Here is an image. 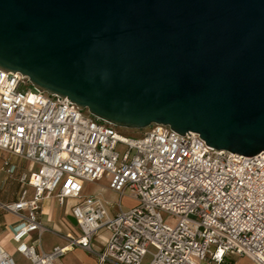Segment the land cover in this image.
I'll list each match as a JSON object with an SVG mask.
<instances>
[{
    "label": "built area",
    "instance_id": "obj_1",
    "mask_svg": "<svg viewBox=\"0 0 264 264\" xmlns=\"http://www.w3.org/2000/svg\"><path fill=\"white\" fill-rule=\"evenodd\" d=\"M0 150L28 162L17 177L16 199L0 200V210L17 220L10 240L26 264H62L58 259L74 247L95 256L97 264H232V256L264 264V152L216 149L197 132L183 135L160 123L125 137L67 97L2 68ZM3 169L12 177L17 168L7 158ZM103 177L116 202L82 193L85 182ZM124 196L134 201L129 208L122 206ZM46 199L60 206L71 201L78 234L43 223ZM101 229L108 237L96 250ZM32 232H38L37 241L29 240ZM43 232L65 244L39 249ZM0 264H16L1 244Z\"/></svg>",
    "mask_w": 264,
    "mask_h": 264
},
{
    "label": "water",
    "instance_id": "obj_2",
    "mask_svg": "<svg viewBox=\"0 0 264 264\" xmlns=\"http://www.w3.org/2000/svg\"><path fill=\"white\" fill-rule=\"evenodd\" d=\"M0 68L119 128L264 152V0H0Z\"/></svg>",
    "mask_w": 264,
    "mask_h": 264
},
{
    "label": "crops",
    "instance_id": "obj_3",
    "mask_svg": "<svg viewBox=\"0 0 264 264\" xmlns=\"http://www.w3.org/2000/svg\"><path fill=\"white\" fill-rule=\"evenodd\" d=\"M7 158H9L11 163L16 165V168H17L12 177H10L5 172V170L3 169V163H4L5 159H7ZM27 167H28L27 161L16 158V157H12L7 152L0 150V200H2V201H13L16 199L18 191H19V183L17 181L18 174L22 171H26ZM103 179H106L108 181L106 188L108 189V191H111L108 188V184H109L108 178L103 177L102 179H100L97 182H85L83 184L82 193L85 195L98 196L105 201H110L109 199L103 197V191H101V188H99L98 190H95V191H88L86 189V185H88L89 183L95 184L96 186L97 185L99 186ZM30 192H32V189H30ZM111 192H113V191H111ZM110 202H112V201H110ZM114 202H116V201H114ZM70 204H71V201L68 202L67 206H60L53 199L44 200L43 205H42L43 223L46 226H48L49 228H52L53 230H56L61 234H65V233H73L75 235L78 234L79 233L78 228L75 224V221H73L74 219L72 218V216L69 213ZM114 211H116V206H114L113 208L112 207L110 208V213H113ZM16 224H17V220L15 217H13L10 214H7V213L0 210V244L1 245L3 244L2 242H3L4 238L7 237L10 240L11 234L15 230ZM45 233H48V232H43L42 235L40 236L39 249L44 250V251H48L55 245L65 244V241L62 237H60L59 235L54 234L52 232H49V233H51L52 235H54L56 237L58 236L57 237L58 241H56V242L44 241L43 236L45 235ZM38 236H39L38 232H32L30 234L29 240L30 241H37ZM10 243L12 244L11 240H10ZM103 245H104V240L102 238V244L98 245V246L96 245L93 247L96 250H100L103 247ZM12 246H13V252L14 253L11 256L15 260L16 264H26L27 260L24 258V256H22L20 253H18L16 251L13 244H12ZM15 254H20L23 257V259L21 261H17L14 258ZM58 262H60L62 264H97V259L95 256L89 254L88 252L84 251L83 249H81L79 247H74L73 249L66 252V254L61 256L58 259Z\"/></svg>",
    "mask_w": 264,
    "mask_h": 264
},
{
    "label": "rangeland",
    "instance_id": "obj_4",
    "mask_svg": "<svg viewBox=\"0 0 264 264\" xmlns=\"http://www.w3.org/2000/svg\"><path fill=\"white\" fill-rule=\"evenodd\" d=\"M118 130H119V133L125 137H136V136H138V133L140 132L141 129H128V128H119L118 127ZM116 150L119 152H123L124 147L121 144H118ZM107 182L108 181L106 179H103L99 186L98 185L96 186L95 184L89 183L88 185H86V189L88 191H95V190H98L99 188H101V191H103V197L114 202L117 199V195L114 192L108 191V189L106 188ZM133 204H134V201L132 199H130L129 197L124 196L122 198V206L124 208H129ZM162 216L166 222H169V223L171 222L170 216H168L166 213H163ZM57 237L48 232V233H45V235L43 236V240L46 242H56V241H58ZM107 237H108V232L105 229H101L93 241V246L101 245L102 244V238L105 241V239ZM2 243H3L2 245H3V247H5L6 251H8V253L10 255H13V253H14L13 252V246L10 243L9 238H7V237L4 238ZM14 258L17 261H21L23 259V257L20 254H15ZM149 259H150L149 255L146 256L143 260V263H147L149 261ZM228 260L230 262H232V264H248V260L245 257L232 256Z\"/></svg>",
    "mask_w": 264,
    "mask_h": 264
}]
</instances>
